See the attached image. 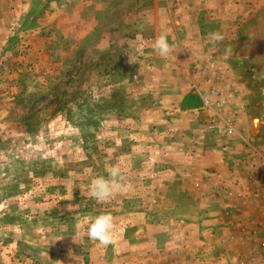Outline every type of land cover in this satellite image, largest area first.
<instances>
[{
    "label": "rangeland",
    "instance_id": "rangeland-1",
    "mask_svg": "<svg viewBox=\"0 0 264 264\" xmlns=\"http://www.w3.org/2000/svg\"><path fill=\"white\" fill-rule=\"evenodd\" d=\"M0 151V264H264V0H0Z\"/></svg>",
    "mask_w": 264,
    "mask_h": 264
},
{
    "label": "clouds",
    "instance_id": "clouds-1",
    "mask_svg": "<svg viewBox=\"0 0 264 264\" xmlns=\"http://www.w3.org/2000/svg\"><path fill=\"white\" fill-rule=\"evenodd\" d=\"M208 36L213 43L223 40V36L218 32L209 33ZM174 47V45L169 44L167 35L164 33H161L158 37H156L152 43L153 51L161 58L172 55ZM7 161V153L0 151V164ZM121 179L120 169L116 166H110L107 178L100 176L95 178L92 182L90 189L92 198H94L98 203H106L110 201L115 196V190L120 187ZM75 207H78V205ZM71 209L72 206H69L70 211ZM113 229L114 218L109 214H102L97 216L94 221L89 224L86 235L89 240L108 246L113 242Z\"/></svg>",
    "mask_w": 264,
    "mask_h": 264
},
{
    "label": "crops",
    "instance_id": "crops-1",
    "mask_svg": "<svg viewBox=\"0 0 264 264\" xmlns=\"http://www.w3.org/2000/svg\"><path fill=\"white\" fill-rule=\"evenodd\" d=\"M22 23H23V21H22ZM22 25V24H21ZM73 252V251H72ZM69 264V263H68Z\"/></svg>",
    "mask_w": 264,
    "mask_h": 264
}]
</instances>
